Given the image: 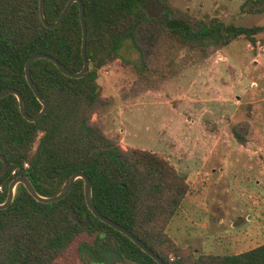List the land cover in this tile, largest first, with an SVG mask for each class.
Instances as JSON below:
<instances>
[{"label":"trees","instance_id":"1","mask_svg":"<svg viewBox=\"0 0 264 264\" xmlns=\"http://www.w3.org/2000/svg\"><path fill=\"white\" fill-rule=\"evenodd\" d=\"M68 1L45 0L50 23L58 20ZM144 1L83 0L90 68L83 77L72 78L48 59L34 61L32 78L48 104L35 122L23 116L16 95L0 99V154L10 163L0 176V203L20 175H28L40 194L53 196L70 176L84 172L92 181L100 213L126 227L167 264H264V244L237 254H198L169 236V223L191 186L164 156L140 148L125 149L120 135L106 133L105 114L112 97L105 96L98 84V71L121 58L126 39L140 58L123 60V64L138 75L131 89L140 91L148 88L159 71L158 63L169 43L187 44L182 61L188 64L197 57L198 44L208 41L218 48L241 37L256 43L255 36L263 29L226 25L219 18L208 22L181 11L171 0H156L165 9L157 19L148 16ZM241 11L264 14V0H246ZM82 44L78 2L62 24L51 29L42 22L40 0H0V92L17 89L27 112L39 114L43 105L26 78L28 59L44 52L77 72L84 66ZM248 129L247 122L234 127L243 144ZM3 167L0 159V170ZM73 212L81 221L88 215L90 224L81 226ZM84 233L93 237L79 246L84 261L88 255L98 264H107L114 252L118 261L159 264L131 238L91 212L82 178L64 199L52 203L39 202L19 184L12 204L0 210V264H53Z\"/></svg>","mask_w":264,"mask_h":264},{"label":"rangeland","instance_id":"2","mask_svg":"<svg viewBox=\"0 0 264 264\" xmlns=\"http://www.w3.org/2000/svg\"><path fill=\"white\" fill-rule=\"evenodd\" d=\"M245 1L171 0L208 22L261 26L256 43L241 37L217 48L207 41L198 44L197 57L188 64L182 61L187 44L169 43L146 90L131 89L138 75L123 60L140 56L129 39L121 58L99 70L101 90L112 97L106 133L120 135L125 149L164 156L189 182L167 232L198 254H237L264 244V14L243 13ZM144 2L149 17H163L156 0ZM244 122L249 129L243 144L234 127ZM92 240L82 234L53 264H98L80 256L79 246ZM113 264L134 263L117 256Z\"/></svg>","mask_w":264,"mask_h":264},{"label":"water","instance_id":"3","mask_svg":"<svg viewBox=\"0 0 264 264\" xmlns=\"http://www.w3.org/2000/svg\"><path fill=\"white\" fill-rule=\"evenodd\" d=\"M75 2H78L80 5V17H81V22H82V26H83V44H82V55H83V59H84L83 68L77 72L72 71V70L68 69L64 64H62L56 57H54L53 55L44 53V52L34 54L33 56H31L28 59V61L26 63V67H25L26 78H27L29 85L32 87V89L36 93L39 101L43 105L42 110L37 115H30L27 112L26 107H25L24 98H23L21 92L18 91L17 89L9 88L7 90L0 92V99L8 96L9 94L16 95L18 100H19L21 113L30 122H35L48 109L47 102L45 101V99L41 95L37 84L34 82V80L32 78L31 67H32V64L34 61H36L38 59H48V60L52 61L60 69V71L63 74L70 76L72 78L83 77L85 75V73L90 68V61H89L88 54H87L88 29H87V22H86L85 5H84L83 0H69L68 3L66 4V6L64 7L63 11L61 12L58 20L54 23H50L47 19L45 0H40V15H41L42 22L44 23L45 26H47L48 28H51V29L57 28L62 24L64 18L66 17V15L69 11V9L71 8L73 3H75ZM99 74H100V72L98 71V75ZM98 84L99 85L101 84V77L100 76L98 77ZM0 159L4 162V167L0 170V176H1L8 171V169L10 167V163L8 162V160L6 159V157L3 154H0ZM79 178H82L85 181L86 201H87V204L89 206V209L91 210V212L95 216H97L98 218H100L105 223L109 224L110 226L114 227L116 230H119L123 234L127 235L129 238H131V240L134 243H136L143 251H145L151 257H153L159 264H167L162 257H160L158 254H156L152 249L148 248V246L144 242H142V240H140L136 235H134L126 227L122 226L121 224L117 223L116 221H114V220L104 216L102 213H100V211L98 210V208L95 204L94 198H93L92 181H91L90 177L84 172H76L72 176H70L65 181L61 191L58 194L53 195V196H44V195L40 194L36 190L34 184L32 183V181L28 175H20L10 183L8 196L4 202L0 203V210L8 208L12 204V202L15 199L17 188H18L19 184L25 185V187L28 189V191L31 193V195L36 200H38L39 202L52 203V202H56V201L64 199L71 192L76 180ZM72 216H73L74 220L79 222L81 224V226H83V227H86L90 224V217L88 215L86 216V218L83 221H81L77 216H75L74 212L72 213ZM110 256H111V258L107 262V264H113V262L115 261V259L117 257V255L114 252H110Z\"/></svg>","mask_w":264,"mask_h":264},{"label":"built area","instance_id":"4","mask_svg":"<svg viewBox=\"0 0 264 264\" xmlns=\"http://www.w3.org/2000/svg\"><path fill=\"white\" fill-rule=\"evenodd\" d=\"M16 173V170L13 171V174ZM3 191V186H0V192Z\"/></svg>","mask_w":264,"mask_h":264}]
</instances>
